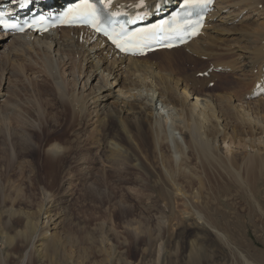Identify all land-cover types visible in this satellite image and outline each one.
Returning <instances> with one entry per match:
<instances>
[{
    "label": "rangeland",
    "instance_id": "obj_1",
    "mask_svg": "<svg viewBox=\"0 0 264 264\" xmlns=\"http://www.w3.org/2000/svg\"><path fill=\"white\" fill-rule=\"evenodd\" d=\"M233 1L235 11L245 4H259V9L263 10L264 14V0H247V3L244 0ZM236 3H239L238 7ZM263 14L262 17L258 16L255 22L251 19L256 15L237 21V25L247 22V26L252 30L257 26L254 32L261 35L262 44L264 27H259L260 23L256 25V22L264 24ZM213 47L215 45H212ZM13 48L14 44L10 38L0 41V54L5 50L12 52ZM225 50L226 53H218L208 59L202 57L195 62L178 59L173 61L174 64L171 63V67H175L173 69L179 76L197 74L198 83L195 87L198 91L205 89L216 93L234 88L237 96H247L256 82L251 78L256 73H251L249 79H244L245 85L240 86L232 66H228L230 69L226 70H213V73L209 67L210 64L218 62L221 65L238 64L243 57L242 53L234 51L233 47H225ZM26 51L27 54L23 51L17 52L19 56L15 57L16 62L14 56V62L8 61L9 69L11 71L18 68L17 62H30L33 68L26 70V74L22 75L19 73L20 75L10 76L5 73L4 76L9 79L4 78L1 86L3 88L9 83L16 88V97L20 101L16 112L29 114L30 125L17 124L9 118H6L5 124L0 120V243L1 239L5 238L21 239L26 235L27 227L35 223L37 230L34 234L37 238L42 237L38 243L55 235L70 236L71 239L78 240L76 247L69 248L74 256L84 255L83 263L78 259L77 264H189V253L193 247L202 249L205 255L199 264H244L240 254L252 264H264V223L251 222L253 218L247 208L248 200L240 197L242 193L238 185L225 177L203 175L212 184L209 190L202 188L198 191L200 199L207 201L204 205L200 203V199L193 198V193L189 194L188 189L185 193L173 189L161 160L152 156L148 144L139 149L140 151L137 149L130 152L123 136L118 133L117 137L112 138L117 130L114 120L104 121L105 117H102L99 118V124L98 121L90 120L93 115L86 109L83 116L87 119L76 117L77 114L70 111L69 107L64 110L59 97L66 85V90H74L76 94L83 92L85 95L89 91L88 85H98L97 70L84 86V73L93 71L89 60L81 69L78 67V60L72 65H69V60V64L62 62L64 66L60 62L56 67L58 78L46 83L45 79L44 82L41 80L47 75L41 51ZM207 67L210 74H215L212 84L206 87L201 83L207 77L198 72ZM78 70L82 71H79L80 81L74 85L70 73ZM56 86L64 87H59L58 91ZM116 88L117 86L113 89ZM248 95L249 100L258 98L253 93ZM2 98L4 97L0 100ZM153 99L152 106L156 108L154 113L160 110L166 119L164 132L167 134L169 149L163 148V152L168 154L170 150L173 159L178 161L183 153L176 151V142L184 146V141L175 126L174 110ZM258 107L259 110L254 109L257 110L255 112L249 111L250 116L255 120H263L264 103ZM109 137L118 148H125H122L124 157H129L132 165L127 164V161L111 163L107 159ZM15 139H27L35 148L17 156L12 144ZM50 142L66 149L52 162L53 164L45 162L43 153V149ZM236 149L233 151L236 150L238 155L242 153V150ZM190 171L197 173V170L192 168ZM257 190V195L262 196L264 184H257ZM187 199L198 204L200 212L210 219L215 229L224 236L221 239L225 242L219 240L209 224L195 217L186 204ZM47 214H57L60 224L57 228L45 232L41 229L39 233V229L46 225ZM8 248L9 245L4 242L2 251L5 252ZM21 253L26 251L21 250Z\"/></svg>",
    "mask_w": 264,
    "mask_h": 264
},
{
    "label": "bare ground",
    "instance_id": "obj_2",
    "mask_svg": "<svg viewBox=\"0 0 264 264\" xmlns=\"http://www.w3.org/2000/svg\"><path fill=\"white\" fill-rule=\"evenodd\" d=\"M54 1L56 4L59 3V0ZM119 1H124L127 5L136 3V0ZM244 1L247 3V0ZM39 2L32 0L31 5L37 6ZM233 2L232 0H215L214 8L207 15L203 29L188 43L170 49L154 50L144 56L120 54L113 50L102 37L85 27H63L52 33L36 36L31 34L13 36L0 33V41L10 38L14 44L12 52L5 50L2 51L3 53L1 52L3 55L0 54V98L4 97L0 100V120L3 121V124H5L6 118H9L11 122L30 125L29 114L16 112L17 107L20 106L19 98L16 97V88L9 83L1 88L4 78H7L4 76L5 73L10 76L13 74L22 75L26 74V70L33 68L30 62H17L18 68L10 71L8 61L14 62L15 60L16 62L15 57L19 56L18 51H23L24 54L28 53L26 51L28 49L41 51V57L47 69V75L41 80L45 79L46 83L58 78L56 67L60 62L72 65L76 64L75 60H78V67L81 69L82 65L89 60L93 71L89 70L88 74L84 73V86L88 84L97 70L99 73L98 85L96 83L91 87L88 85L89 91L86 95L83 92L76 94L74 90L70 92L69 89L66 90V85L65 89L61 91L63 97L58 96L64 110L69 107L70 111L77 114L76 117L87 119L83 116L86 109L87 112H90L89 114L93 115L90 119L93 122H99V118L102 119V117H105L104 121L114 120L117 123L118 131H114L112 138L117 137L118 133L119 136H123L124 143L130 152L142 149L148 144L152 156H157L161 160L164 166L162 168L171 181L173 189L182 193L187 192L188 189L189 194L193 193V198L200 199L198 191L202 188L209 190L212 185L203 175L225 177L233 181L241 190L240 197L243 196L248 200L247 208L253 218L251 222L253 224L257 221L264 223L262 221L264 219V193L262 196L257 195V184H264V119L255 120L252 118L253 116H250V110L254 111L264 103V79L262 78L264 76V44L260 42L261 35L254 32L257 26L252 30L247 26L249 25L247 22L237 25V21L240 20L237 17L240 16L246 20L250 16L256 15L251 19L255 22L258 16L262 17L263 10L260 11L258 8L259 4L251 5L248 2L250 5L241 4L240 12L235 13L232 12ZM60 5L61 3L58 4V6ZM256 25L264 27L263 22H256ZM212 45L215 47L212 48ZM225 47H233V50L240 51L243 57L238 61V64L235 63L236 66L232 63H230L231 65H222L232 66L233 71H236L235 75L239 81L237 82L241 83L240 86H243L245 78L249 79L251 73H256L251 77L256 82L249 93L257 95L258 98L249 100V93L247 96H237V93L233 91L234 88L216 93L211 89V91L205 89L198 91L195 87L198 80L194 73L191 76L186 74L179 76L173 69L175 67H171V63L178 59L185 60L184 62H195L201 60L202 57L208 58L218 53H226ZM57 54H59L58 57H56ZM214 66L216 67V65ZM79 71L81 70L70 73L74 85L80 81ZM209 71L208 68L205 69L209 75L204 81L202 80V85L212 84L214 74H210ZM115 86L117 88L114 90ZM59 87L63 88L64 86H58L56 90L60 91ZM244 97L247 98L243 100ZM153 98L161 101L164 106H168V109H173L176 115L174 119L176 124L173 123L184 141V146L176 142V151L183 153L178 161L173 159L170 150L168 154L163 152V148L169 149L167 134L164 130L166 119L161 114L162 111L157 110L159 113H154L156 108L152 106ZM26 128L28 127L26 126ZM112 140L110 139L107 159L111 163L127 161V164L132 165L129 157H126L127 159L124 157L123 147L118 148ZM12 144L17 156L35 148L28 143L27 139H15ZM236 148L242 150V153L238 155ZM233 149L236 150L233 151ZM43 150L45 162L52 163L66 149L50 142ZM191 168L197 170V173L191 172ZM207 181L209 185H207ZM187 200L186 204L195 217L202 220L203 223L209 224L211 230L222 242L221 238L224 236L215 229L210 219L200 212L198 204L193 203L190 199ZM200 200L203 205L207 203L203 198ZM46 217V225L39 229V233L41 229L42 232L43 230L45 232L57 228L60 224L57 214H47ZM34 224L27 227L28 231L21 239H16V237L1 239L0 264H24L25 260L26 264H77L78 259L83 263L84 255L81 257L80 254L74 252L76 254L74 256L73 252L69 250V248L76 247L78 240L71 239L70 236L55 235L51 239H45L38 243L42 237L37 238L35 235L37 229ZM4 242L10 247L5 252L2 251ZM21 250H25L26 253H21ZM204 256L202 249L193 247L189 253V264H199ZM240 258L244 260V264H252L243 254H240Z\"/></svg>",
    "mask_w": 264,
    "mask_h": 264
},
{
    "label": "snow or ice",
    "instance_id": "obj_3",
    "mask_svg": "<svg viewBox=\"0 0 264 264\" xmlns=\"http://www.w3.org/2000/svg\"><path fill=\"white\" fill-rule=\"evenodd\" d=\"M209 0H184V3L181 5L182 8L187 9V14L191 15V10L196 8H202L204 7ZM107 7V5H105ZM69 12L73 13L71 17H68L67 21L68 23L74 22L76 20H79L84 23H91L95 24L98 16H97V10L94 7V5L87 2V0H84L83 4L78 6L76 10L69 9ZM113 15H116L115 13ZM67 16V14H66ZM164 23L161 22L160 25H154L150 32H163L164 29ZM0 24H4V21L2 19V16H0ZM6 27H12V25H4ZM100 29L97 27V31ZM107 34V33H106ZM192 34H195L194 32ZM113 40V43L116 44L118 48L121 49V51H128L130 47H134L138 42V36L137 34H133L132 37L125 38V34H117L115 37H110Z\"/></svg>",
    "mask_w": 264,
    "mask_h": 264
}]
</instances>
